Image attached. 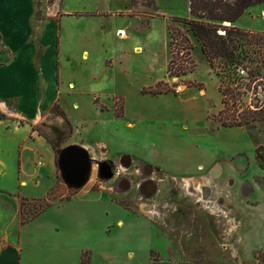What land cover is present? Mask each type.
Segmentation results:
<instances>
[{
  "label": "crops",
  "instance_id": "obj_1",
  "mask_svg": "<svg viewBox=\"0 0 264 264\" xmlns=\"http://www.w3.org/2000/svg\"><path fill=\"white\" fill-rule=\"evenodd\" d=\"M247 13L261 17H254L255 29L246 30L264 32V4ZM179 16L181 0H0V264H82L84 253L90 264H189L153 258L154 235L145 221L141 243L123 241L131 226L123 227L122 216H128L126 224L136 220L100 182L91 188L94 170L81 187L66 180L59 148L40 132L55 117L68 128L66 146L79 145L85 158L103 154L105 160L111 148L135 153L138 143L132 145L130 137L140 134L147 150L140 157L157 164L147 134L178 135L182 121L194 128L204 110L201 101L192 100L191 89L183 96L145 93L172 80L168 20ZM239 21L235 25L242 28ZM160 33L166 34L165 45ZM211 84L206 97L214 90ZM157 99L176 100L184 116L181 108L154 114L147 105ZM117 100L123 102V117L116 115ZM201 149L190 146L200 162L207 155ZM178 157L175 164L182 166ZM117 162L133 166L126 154ZM214 165L198 166L208 171ZM39 203L46 208L25 221L26 210Z\"/></svg>",
  "mask_w": 264,
  "mask_h": 264
},
{
  "label": "rangeland",
  "instance_id": "obj_2",
  "mask_svg": "<svg viewBox=\"0 0 264 264\" xmlns=\"http://www.w3.org/2000/svg\"><path fill=\"white\" fill-rule=\"evenodd\" d=\"M259 11L256 10V12ZM255 15V13L245 14L238 25L244 29H255L257 23L254 17H261L258 14ZM190 17L188 0H181V16L178 18ZM172 18L174 17L169 18V24L185 33L186 27L183 24L172 23ZM158 36L159 40H162V45H165L166 34L160 33ZM169 37L171 58L173 55L177 57L174 68L183 63L185 67H189L186 63V53H181L179 50L181 36L177 32L174 36V39L178 40L177 46L171 44L170 32ZM187 37L194 46L191 56L197 64L196 71L192 75L172 78L171 81L165 82L169 86H175L173 92L181 93V96L188 89L195 93L196 98L194 95L192 100L201 101L204 107L200 118L202 120H198L194 128L190 120L182 121L183 129L178 135L147 134L145 140L153 141H150L147 146L149 148L154 146V153L150 156L157 164H151L140 157L139 152L147 151L145 145L142 148L143 143L139 140L145 136L140 134L134 135L135 139L130 137L132 145H135L136 141L138 143L137 147L133 148L136 154L125 149L111 148L106 157L109 161L103 158V154L95 155V158L90 156L91 170L92 172L94 170L91 188L97 189L100 182L107 196L110 194L111 198L122 207L121 209L128 211L136 220L126 224L125 219L128 216H122L123 227L131 226V231L127 233L123 231V241L141 243L146 237L147 227L142 226L140 222L145 221L148 224L154 235L152 254L155 259L189 264H264L262 256L264 253V170L260 168L257 161L258 148L264 146V123L238 128L239 131H231V129H223L221 124L214 120V116L222 109L219 93L220 78L204 58L193 34L189 32ZM1 52H3L2 43H0ZM182 56L183 62H181ZM164 65L165 54L163 53L158 66L160 72L165 68ZM194 75L204 79L205 82L194 79ZM211 83L215 84L212 94L202 97L200 92L208 91ZM162 89L167 88L162 87ZM90 102L91 98L86 103L89 107ZM147 106L160 117L167 114L169 110L179 108H181V117L184 116L183 107L176 100H152ZM198 108L200 112L202 107ZM55 109L60 112L58 107ZM115 112L117 116L119 114H122L121 117L124 116L121 100L116 101ZM60 122L55 117H49L40 128V132L54 143L56 148H59V165L62 162L64 150L72 147L83 149L79 145L66 146L69 142L71 143L68 139L70 134L65 124ZM157 123L154 122L156 125ZM185 125L187 129L184 128ZM203 134L209 135L211 139L199 136ZM197 144L202 151L207 152L201 162L197 160L198 153L190 150V146ZM62 147L65 149L60 151ZM238 149L240 151H236ZM124 154L132 156L133 166H126L122 162L118 164V159ZM178 156L181 157L182 166L175 164ZM110 160L115 162V166L111 165ZM200 164L204 165V169L215 164L213 168H219L220 170L216 169V171H219L220 175L215 180H211L214 169L203 170L198 166ZM92 172L89 174V180ZM188 180L193 185L191 188L185 182ZM149 183L155 185L152 195L144 193V187ZM197 188L199 192L195 191ZM209 188L211 207L201 193L203 189L209 190ZM32 206L26 210L24 218L31 219L46 208L45 203ZM136 224H138L137 227Z\"/></svg>",
  "mask_w": 264,
  "mask_h": 264
},
{
  "label": "trees",
  "instance_id": "obj_3",
  "mask_svg": "<svg viewBox=\"0 0 264 264\" xmlns=\"http://www.w3.org/2000/svg\"><path fill=\"white\" fill-rule=\"evenodd\" d=\"M261 4H264V0H189L191 17L171 19L172 23L183 24L186 32L169 24L171 44L179 45L178 40L174 39L177 32L181 36L179 50L186 53V63L189 65L185 67L183 63L175 69L177 57L173 55L168 67L169 77H185L196 71L197 64L191 56L194 46L187 37V33L191 32L204 58L220 78L222 109L214 120L225 128H244L264 123V32L235 25L249 9ZM173 88L175 86L162 81L146 89L145 93L158 96L173 91ZM60 115L63 116L62 113ZM257 161L264 170V146L258 148ZM24 220L28 221L26 218ZM82 264H90L86 253L83 254Z\"/></svg>",
  "mask_w": 264,
  "mask_h": 264
},
{
  "label": "water",
  "instance_id": "obj_4",
  "mask_svg": "<svg viewBox=\"0 0 264 264\" xmlns=\"http://www.w3.org/2000/svg\"><path fill=\"white\" fill-rule=\"evenodd\" d=\"M83 154H86V152L77 147L66 149L63 151L62 162H60V168L63 176L66 180L71 181L76 187H81L87 181L91 169L89 157L87 156L90 166L86 178L81 180L82 177L80 170L75 168L73 162L75 160H79Z\"/></svg>",
  "mask_w": 264,
  "mask_h": 264
},
{
  "label": "bare ground",
  "instance_id": "obj_5",
  "mask_svg": "<svg viewBox=\"0 0 264 264\" xmlns=\"http://www.w3.org/2000/svg\"><path fill=\"white\" fill-rule=\"evenodd\" d=\"M200 95L202 96V97H205L206 95H207V93H206V91H201L200 92ZM87 157L85 158L84 157V155L79 159V160H75L74 162H73V164H74V166H75V168H77V169H79L80 170V173H81V180L82 179H85V177L87 176V172H88V170H89V166H90V164L88 163V161H87ZM220 175V172L219 171H216V170H214L213 171V173H212V179L211 180H215L218 176ZM210 180V182L212 183V181ZM190 180H188V181H185L186 183H187V185L191 188V185H192V183L191 182H189ZM209 181V180H208ZM231 183V182H230ZM229 183V184H230ZM210 186V185H209ZM199 187V186H198ZM233 187V186H232ZM195 188V187H194ZM201 188V187H200ZM199 188V189H200ZM202 189V188H201ZM200 189V190H201ZM188 190V189H187ZM190 190H192V189H190ZM195 191L197 192L198 191V188L197 189H195ZM199 192V191H198ZM154 193V189H153V191H152V193L151 194H153ZM201 193H203V196H204V198L206 199V203L209 205V207H211L210 206V201H209V197H210V188H209V190L207 189V190H202V192ZM193 194V193H192ZM149 195H150V193H149ZM213 209H215V208H213Z\"/></svg>",
  "mask_w": 264,
  "mask_h": 264
},
{
  "label": "flooded vegetation",
  "instance_id": "obj_6",
  "mask_svg": "<svg viewBox=\"0 0 264 264\" xmlns=\"http://www.w3.org/2000/svg\"><path fill=\"white\" fill-rule=\"evenodd\" d=\"M192 186H193V185H192ZM154 188H155V185L152 184V183H149V184H147V185L144 187V193H146L147 195H149V193H150V195H152L151 193H152V191H153Z\"/></svg>",
  "mask_w": 264,
  "mask_h": 264
}]
</instances>
